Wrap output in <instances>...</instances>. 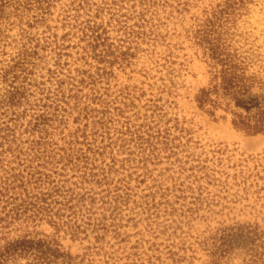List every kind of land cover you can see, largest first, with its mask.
<instances>
[{
  "label": "rangeland",
  "instance_id": "374dc122",
  "mask_svg": "<svg viewBox=\"0 0 264 264\" xmlns=\"http://www.w3.org/2000/svg\"><path fill=\"white\" fill-rule=\"evenodd\" d=\"M231 55L264 78V0H0V264H264Z\"/></svg>",
  "mask_w": 264,
  "mask_h": 264
},
{
  "label": "trees",
  "instance_id": "16d2710c",
  "mask_svg": "<svg viewBox=\"0 0 264 264\" xmlns=\"http://www.w3.org/2000/svg\"><path fill=\"white\" fill-rule=\"evenodd\" d=\"M242 56L220 59L221 68L215 73L213 84L203 89L200 104L224 103L233 114L235 126L252 132H264V78L246 68ZM211 95H215L214 99Z\"/></svg>",
  "mask_w": 264,
  "mask_h": 264
}]
</instances>
